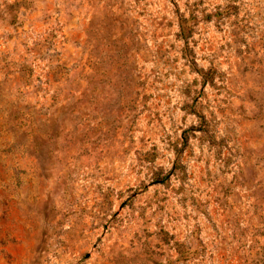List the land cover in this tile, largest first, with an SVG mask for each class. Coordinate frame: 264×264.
Wrapping results in <instances>:
<instances>
[{
  "label": "rangeland",
  "instance_id": "obj_1",
  "mask_svg": "<svg viewBox=\"0 0 264 264\" xmlns=\"http://www.w3.org/2000/svg\"><path fill=\"white\" fill-rule=\"evenodd\" d=\"M0 264H264V0H0Z\"/></svg>",
  "mask_w": 264,
  "mask_h": 264
}]
</instances>
